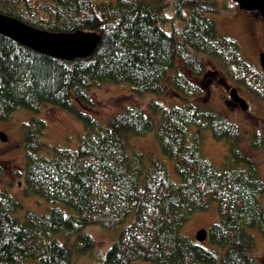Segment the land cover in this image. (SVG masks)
I'll use <instances>...</instances> for the list:
<instances>
[{"label": "trees", "instance_id": "16d2710c", "mask_svg": "<svg viewBox=\"0 0 264 264\" xmlns=\"http://www.w3.org/2000/svg\"><path fill=\"white\" fill-rule=\"evenodd\" d=\"M170 5L173 18L166 12ZM218 11L215 0H0V12L37 28L101 34L92 56L69 61L0 34V121L19 109L37 113L52 104L85 129L71 150L45 144L40 119L23 126L24 196L73 213L52 208L23 214L22 204L0 190V264H73L75 256L95 248L86 231L92 225L123 226L98 264H257L253 249L259 234L264 238V181L241 148L243 134L235 123L193 104L152 101L149 112L130 106L107 124L89 110L93 90L105 84H127L136 96H159L169 85L180 97L197 98L202 90L190 78L205 75L202 56L218 59L230 78L264 100L263 71L242 57L236 39L219 36L209 17ZM174 18L183 22L181 29ZM192 129L209 131L226 145L222 168L206 158L202 134ZM150 132L179 180L162 159L147 166L134 146L135 137ZM250 145L254 151L264 148L263 135L255 131ZM3 172L0 164V178ZM213 202L220 219L207 230L210 248L182 230ZM57 235L66 238L59 241Z\"/></svg>", "mask_w": 264, "mask_h": 264}, {"label": "rangeland", "instance_id": "374dc122", "mask_svg": "<svg viewBox=\"0 0 264 264\" xmlns=\"http://www.w3.org/2000/svg\"><path fill=\"white\" fill-rule=\"evenodd\" d=\"M167 1L171 2L172 0ZM215 1L219 6V11L210 14L209 17L216 22L219 36L236 39L242 57L256 69L262 70L259 62V52H264V19L254 13L240 9L233 0ZM166 12L171 18L175 16V9L171 5L168 6ZM174 24L178 29L183 27V22L177 18H174ZM164 28L170 30V25L166 24ZM202 60L206 65L205 75L200 78H190L202 90V94L197 98L180 97L169 85L165 86L164 93L159 96L152 94L136 96L127 84H105L93 90L94 107L89 109L92 113L90 114L96 117L100 123L107 124L112 117L130 106H137L149 112L148 104L152 101H159L166 107L193 104L199 109L217 111L241 129L243 134L241 148L256 163L259 174L264 181V148L254 151L250 145L251 135L255 131L260 132L264 137V100L230 78L218 59L202 56ZM232 87H236L239 95L247 101V111L242 110L239 105H235L231 101L229 92ZM33 117L45 123V130L41 139L50 148L59 146L75 150L79 145L80 137L85 132L83 123L80 120L71 113L52 104L42 105L37 113L19 109L13 113L9 121H0V131L7 135L6 142L0 140V164L4 169L0 178V190L9 191L14 199L22 204L23 214L26 211L46 214L52 208H61L67 214L73 213L65 205L49 203L39 197H26L23 194L22 174L25 167L23 126ZM192 131H198L202 134V150L206 158L217 168H222L227 154L226 145L213 138L209 131L196 129H192ZM133 144L143 151L147 166L151 159H162L168 166L170 175L179 180L173 162L162 155L154 132L135 137ZM45 153L52 155L50 151ZM219 219L217 203L213 202L208 211L194 213L192 218L184 225L182 232L191 240L197 241L195 238L196 232L201 228L209 230ZM121 228L109 230L98 225L89 226L86 231L93 237L95 248L89 255L75 256L73 264H98L99 255L105 253L114 243ZM56 237L59 241H64L66 238L64 235H57ZM204 245L210 248L213 247L208 239L204 241ZM253 256L257 264H263L264 238L260 234L253 249ZM133 264L153 263L138 261Z\"/></svg>", "mask_w": 264, "mask_h": 264}, {"label": "water", "instance_id": "95a60500", "mask_svg": "<svg viewBox=\"0 0 264 264\" xmlns=\"http://www.w3.org/2000/svg\"><path fill=\"white\" fill-rule=\"evenodd\" d=\"M233 1L242 10L259 12L264 19V0ZM0 34L31 50L65 61L89 58L94 54L101 41V34L95 30L49 31L29 25L2 12H0ZM259 56L260 66L264 73V52L262 51ZM229 94L233 103L239 105L242 110L247 111L248 103L239 95L236 87H232ZM0 140L7 141V135L1 131ZM207 236V229L201 228L196 232L195 238L199 242H204Z\"/></svg>", "mask_w": 264, "mask_h": 264}, {"label": "flooded vegetation", "instance_id": "af4514ba", "mask_svg": "<svg viewBox=\"0 0 264 264\" xmlns=\"http://www.w3.org/2000/svg\"><path fill=\"white\" fill-rule=\"evenodd\" d=\"M247 12H251V13H254L256 14L257 16L261 17V15L259 14V12L257 11H247ZM263 19V18H262ZM262 51L259 52V54L261 53ZM239 93V92H238ZM236 105V103H234Z\"/></svg>", "mask_w": 264, "mask_h": 264}]
</instances>
